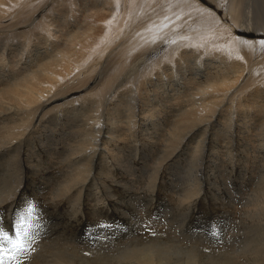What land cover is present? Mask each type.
I'll list each match as a JSON object with an SVG mask.
<instances>
[{
    "label": "bare ground",
    "instance_id": "6f19581e",
    "mask_svg": "<svg viewBox=\"0 0 264 264\" xmlns=\"http://www.w3.org/2000/svg\"><path fill=\"white\" fill-rule=\"evenodd\" d=\"M248 1L0 0V119H13L0 127V159L17 152L25 139L27 142L21 157L12 155L10 164L0 163L1 171L16 167L8 192L0 193V208L25 201L21 190L28 185L26 194L31 193L29 189L36 180L21 177L24 167L40 176L39 170L29 164L35 153L26 147L43 132V119L49 118L56 125L80 118L75 135L84 134L85 138L82 148L69 157L84 163L59 159L67 152L60 144L49 148L50 154L56 153L47 164L51 163L56 174H67L63 167L67 162L76 165L68 182L57 183L63 187L61 191L39 198L48 207L52 204L45 203L58 205L50 214L55 215L66 199L72 198L78 205L74 200L65 205L81 209L87 201L91 219L98 214V220L108 214L104 209L112 207L114 211L123 206L122 201L133 195L132 191L138 193L136 201L144 202L149 191H136L137 181L130 177L138 174L146 178L153 194L160 188L176 196L170 208L184 218L191 217L183 213L189 206L194 207L198 220L201 210L207 213V205L222 216L244 208L245 237L242 244L233 242L224 250L212 249L200 240L193 242L189 251H168L153 241L167 239L166 230L147 232L152 240L143 245L136 241L138 245L130 246L117 262L264 264V18L250 19L259 0ZM59 5H64L63 9ZM260 8L264 11V0ZM49 18L51 24L46 20ZM55 19L68 28L64 36L57 35L52 22ZM18 34L23 38V49L32 43L43 45L42 55L33 60L36 64L29 65L30 52H21L19 62L10 60L18 52L13 48L20 46L2 39ZM9 47L13 50L10 54ZM127 80L132 81L134 94L125 92L123 82ZM94 85L98 89L92 93ZM94 108L97 115H91ZM86 110H90L87 115ZM51 136L57 139L58 132L51 131ZM41 153L47 155L46 150ZM188 160L190 172L181 169L183 181L178 183L186 189L177 195L182 191L176 184L177 164L185 166ZM153 196L162 206L164 202ZM225 198H230V203H225ZM79 226L76 219L78 230ZM41 251L42 256L45 249ZM53 252L56 255L59 251ZM47 253L43 255L48 260ZM56 256L61 259L60 254ZM32 257L30 264L40 262ZM68 259L57 261L73 264Z\"/></svg>",
    "mask_w": 264,
    "mask_h": 264
},
{
    "label": "rangeland",
    "instance_id": "374dc122",
    "mask_svg": "<svg viewBox=\"0 0 264 264\" xmlns=\"http://www.w3.org/2000/svg\"><path fill=\"white\" fill-rule=\"evenodd\" d=\"M74 1H76V0H74ZM250 1L252 2L253 0H249L248 3ZM77 3H78V0H77ZM261 3H262V0H259L257 2L256 9L252 10L251 16H249L251 20L255 21V19H263L264 18V14H263L264 11H262V9L260 8ZM62 6L64 7V5H59L60 9H63ZM77 10H78V8H77ZM77 13H80V12L77 11ZM262 16H263V18H262ZM46 20L51 24L50 18L46 19ZM52 22L54 23L53 26L56 28L55 31H57L58 36H64L63 34H67L69 32L68 28L64 25L63 22H60L57 19L52 20ZM50 24H49V26H50ZM20 35L21 34H18L13 39L9 38L10 36L9 37L4 36L5 38L2 39L5 41L8 39L6 42H10L9 44H16L17 43L18 46H20V47H16L15 49L13 48V50L18 51V52L16 53V55L11 56L10 60L15 62V60L17 59V61L19 62L20 61L19 57H20L21 52H25L26 54H28L30 52L28 55H32V61H30L29 65L36 64V63H34V61L38 60L39 57L42 55V54H40V52H41L40 49L42 48L43 45L32 43V45L28 49H26V48L23 49L24 48L23 38H22V36L20 38ZM1 38H3V37H1ZM1 38H0V41H1ZM60 39L62 41L65 38H60ZM11 40H14L15 42L12 43ZM34 49L37 50L35 53H34ZM13 50L11 47H9L7 53L10 54L11 52H13ZM86 70L89 71V73L92 71V69H86ZM125 82H123V85H124L123 88H124V90H126L125 92L128 91L129 95H131L132 93L134 94L135 88L133 86L132 81L127 80ZM96 88L98 89L97 85H94L92 87V93H95L97 91ZM77 96H79V95H77ZM116 97H119V96H116ZM123 97H125V96L123 95ZM94 102H96V101H93V103ZM85 104L88 105L89 103L85 102ZM89 112H90V110H86V112L84 114L87 115ZM96 112H97L96 109L93 110V112H91V115L93 113H94L93 115H97ZM102 116H104V115H102ZM12 121H13V119L11 118V116H7L3 119H0V127L5 126V125H9L12 123ZM81 122L82 121L79 118L78 121H75L71 124L58 121L56 125H53V123L51 122V120L49 118H44L43 122H42L43 132L41 133V135H35L34 136L35 139H34V142L32 143V145L29 147H26V149H31L32 152L35 153V155H33V159H31L34 161L30 162L29 164L34 166V168L39 170L38 173L40 174L41 177L40 176H34V174L32 172H30V170H28L24 167L21 177L24 180H26V178L28 176H30L31 180L33 179L32 182H34V180H36L35 186H31V188H30L33 190L29 189V191H31V193L26 194V190L30 186V185H28V187L25 190H24V188L21 190V192H23L22 193L23 197L24 196L26 197L25 201L23 200V201H17L18 203L17 202L13 203L12 208H7L6 206L1 207L2 209L0 208V229H3L9 235H12V223L16 219V214L18 212L28 208L29 206H31L33 208L32 219L30 220V223L33 225V229L30 233L31 239L29 241H26V243H25L27 251L20 254L17 257V260L15 262H13V264H30L29 261H31V260L29 258L32 257L33 255L35 258L34 260L36 262L40 261V262L35 263V261L32 260V262H34L35 264H38L41 262H42V264H47L50 262V261H48L50 258H51V260L53 258H56V260H52V261H54L53 262L54 264H56L55 262H57V264H58L57 260H59V262H60V260H62L63 258H67V257H69L68 261L71 259L70 261L73 264H92V263L93 264H101V263L106 264V262H107V264H111V263L112 264H122L121 262H117L120 259L119 257L121 254H123L126 250H128V248L130 246L133 247L132 245H134L135 243H136L135 246H137L139 242H142V243H140V245H143V244H145L146 240L147 241L152 240V239H150L149 235L151 234V232L154 233L158 230H159V232H163V230H166L167 234H168V238L165 240L156 239L157 241H155V240H153V241H154V243L155 242L160 243V245L165 247V249L168 251L169 250L182 251L181 249H185V251H189V250L193 249V245H192L193 242L200 241V240H201L200 242L205 243V245H208L209 247L211 245L212 249L213 248H215V249L219 248L218 250L229 249L230 245L233 242H239L240 241L239 242L240 244L243 243V240L245 237V235L243 234V230H242L243 229L242 223H244L243 218L245 216L244 208L243 209L238 208L239 210L236 209L237 211L235 210L232 213V215H230V216H222L217 212V210H214V211L210 210L211 209L210 206L207 205V213L204 212L203 210H201L202 218L200 220H198L196 215L194 216V214H193L195 211L194 207L189 206L188 209H185L186 211H188V214L186 211H184L183 213H184V215L186 214L185 217L186 216H191V217L184 218L180 214H175V213L173 214L172 209L170 208V207H172L170 204L171 199L175 198L176 196L174 197L171 194V192L169 194L168 191H162L159 188L157 190L158 193L156 192L154 194L157 195V198L160 199V201L162 200L161 203H163V202L164 203L162 204V206H160V205L158 206L157 202L155 201L154 196L151 197V195H154V194H153V192H150L151 190L148 189V186H147L148 182H147L146 178H144V177L141 178L138 174L135 176L131 175L130 177H132V178L135 177L134 179L137 181V184L135 186L136 191L141 190V188L143 189L142 192L144 190H146V188L149 191L148 195L150 197L147 194H145V197H144L145 200L143 198L144 202L146 201L145 204H144V202L136 201L135 198L139 197V196H136L135 194H138V193H134L132 191L133 195L128 196L129 198L127 197L124 201H122L123 206L115 207V208H118V209H116V211H115V208L113 211L112 207L109 209H104L106 212H108V214L101 217V219H99V220H98V217H99L98 214H97L96 218L94 217V219H91V214H90L91 210L89 211L90 207H89V204L87 203V201L84 202V205H82L81 209L80 208H72L70 206L65 205L66 203L73 204L74 201L77 203V204L75 203V205H78V201L76 198H72L69 201L66 199L64 207L61 210L56 209L57 211H56V214L54 213L55 215L50 214V212L52 213L58 205H56L54 203L56 205L55 206L53 203H50V202L45 203L47 205L52 204L51 206L48 207V206L44 205V203H40L39 198H41L43 196V194H47V195L51 194L52 191H61L63 187L58 185L57 183L60 180H64V181L68 182L70 177L73 174L72 172H73V169L75 168L76 165H72V164H70V162L69 163L67 162V164H64V166H63L64 169L67 171V174L66 175L56 174L55 170L52 168L51 163L47 164V162L51 161L50 156L55 155V153H56L55 151H53L50 154L49 148H52L53 145L56 146V145L60 144L59 147H64L67 150V152H65L63 155H61L60 158L58 157V155H56L59 159H66L67 158V160H71V162L72 161H80V162H78L77 165L84 163L85 160H78V158L77 159H71V157H69V155H71L72 153H75L77 150H80L82 148V145H83L82 141L85 138V135L84 134L79 135V136L75 135L76 133H78V129H79ZM245 123L247 125L252 124L251 122H245ZM53 130H56L58 132L57 139H55L54 137L51 136V131H53ZM85 134L87 135L88 132ZM25 146H27L26 139L23 141L22 145L18 148L17 152L11 153L7 157L3 156L0 159V163H2V165L4 164L3 162H7L10 164L11 161H9V160L12 159L11 158L12 155L21 157L22 156L21 151L25 148ZM44 150H46L47 155L44 153H41V151H44ZM58 154H59V152H58ZM139 157H141V156H139ZM151 158L152 157L150 156L149 159H151ZM153 159H154V157H153ZM25 164H24V166H25ZM183 166H184V163H178L177 164L176 175L178 177L176 176V179L177 178H179V179H177L178 181L176 184H177L178 190L179 191H180V189L182 190L181 192H177V195L179 193L182 194L186 189L185 187L183 189V187L180 186L181 185L180 180L183 181L182 180L183 174L181 175V169H183L186 172H190L189 171L190 170L189 160H188V163H186V165L184 167ZM2 167H6V166L4 165ZM11 167H14L13 170H10L11 173H10V171L7 172V170H2V171L0 170V185H1L0 186V190H1L0 193L1 192L3 193L5 190H6V192H8V189L10 187L9 184L14 182L13 181L14 178L12 179L14 173L12 174V171L15 172L16 167L15 166H11ZM173 172H175V171H173ZM7 174H8V176H7ZM10 175H11V177H9ZM164 175H165V173H164ZM43 177H46V178H43ZM168 178H170V176H166V179H168ZM138 182H140V183H138ZM178 183L180 185H178ZM46 185L49 187L47 188ZM63 185H65V184H63ZM4 187H6V188H4ZM32 187H34V188H32ZM36 187L37 188L39 187V188L37 189ZM138 187H140V189ZM24 193H25V195H24ZM144 193H143V196H144ZM90 196H93L92 193ZM229 196H231V197L232 196L243 197V195H229ZM102 197H104V196H102ZM166 197H169L170 201ZM149 200H151V202ZM71 201H73V202H71ZM224 202L230 203V198H225ZM209 203H207V204H209ZM213 204H214V202H213ZM100 205H103V204L101 203ZM150 208H152L153 210ZM191 208L193 210V211L191 210L192 212L189 211V209H191ZM6 209H8V211ZM64 209H65V211H64ZM82 210H84V211H82ZM208 210L211 212H209ZM78 213H79V215H78ZM132 213L135 215H133ZM141 214L143 215V217ZM84 215H86V216H84ZM160 218H164L163 222H160ZM192 218H193V220H192ZM233 218H235L236 220ZM240 218H241V220H240ZM76 219H77V222L80 223V226H79L80 230H78L76 228ZM96 219H97V221H95ZM100 221H102V222H100ZM164 221H166V222H164ZM205 221H207V222H205ZM237 222H238V225H237ZM96 223H99L100 228H98ZM100 223L104 224V225H101ZM196 223L197 224L200 223L201 226H200V224L197 225ZM232 223H233V225H232ZM106 224L109 226H107ZM151 224H152V228H151ZM235 224H236V226H235ZM147 226H149V227H147ZM197 226H200V227H197ZM135 227H136V229H135ZM202 227H204V228H202ZM235 228H236V230H235ZM145 229L149 230V231H146ZM144 232H146V233H144ZM147 232H149L150 234ZM232 232H233V235H234V232L236 234L233 236ZM146 237H147V239H146ZM228 237H229V239H228ZM136 239H138V240L140 239L141 241L140 240L138 241ZM171 239L175 240V242L172 241ZM231 239H232V241H230ZM182 240H183V242H182ZM58 242H61L62 245ZM132 242H133V244H132ZM215 243H217V245ZM213 244H214V247H212ZM41 245H44L43 248L41 247ZM50 245H52L51 248H50ZM57 245H58V248H57ZM227 245H228V248H227ZM173 246H175V247H173ZM178 246H180V247H178ZM66 247H68V250H66L67 249ZM40 249L42 250L41 251L42 253H43L44 249H45V251H47V252L49 251L50 253H51V251H59L58 254L56 252V255L60 254V258L62 257L61 252L64 250L63 253L65 252V254H64L65 257L63 256V258L57 259L58 256H56L54 252H53L54 254L53 253L49 254V253L44 251V253L45 254L47 253V256H49V259L47 260L46 255L44 256L43 255L44 253L42 254V256L46 257V260H47V262H46V260L40 254ZM54 249H56V250H54ZM36 250H37V252H36ZM31 251H32V253H31ZM211 252H214V251H211ZM72 255L74 258L71 257ZM37 258H39V260H37ZM76 259H78V260H76ZM100 259H102V260H100ZM65 260H67V259H65ZM50 263L53 264L52 262H50Z\"/></svg>",
    "mask_w": 264,
    "mask_h": 264
},
{
    "label": "snow or ice",
    "instance_id": "6c2138e0",
    "mask_svg": "<svg viewBox=\"0 0 264 264\" xmlns=\"http://www.w3.org/2000/svg\"><path fill=\"white\" fill-rule=\"evenodd\" d=\"M33 208L18 212L12 223V235L0 229V264H13L17 257L27 251L25 243L31 239Z\"/></svg>",
    "mask_w": 264,
    "mask_h": 264
}]
</instances>
